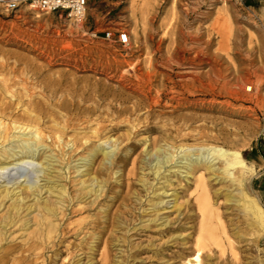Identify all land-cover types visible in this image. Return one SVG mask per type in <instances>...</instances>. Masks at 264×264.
<instances>
[{
    "label": "rangeland",
    "instance_id": "1",
    "mask_svg": "<svg viewBox=\"0 0 264 264\" xmlns=\"http://www.w3.org/2000/svg\"><path fill=\"white\" fill-rule=\"evenodd\" d=\"M86 2L85 17L79 23L70 20L64 11L37 13L20 7L13 13H0V122L8 124L14 117L24 115L32 103L45 102L58 112L59 120L64 116L69 122L64 141L70 142L64 149L68 150L65 159L69 157L71 165H76L78 159V149L71 151L72 140L78 142V134L91 132L90 128L78 131V115L92 116L91 128L102 120L106 124L108 120L122 123L119 130L105 136L126 137L132 124L153 126L133 137L134 157L170 130L176 137L175 145L205 143L234 148L252 167L243 188L264 208V0ZM122 33L127 34L126 43L118 39ZM147 72L156 74L151 95L158 103L151 112L143 98L130 89L136 82L135 74ZM200 83L214 89L196 90ZM25 88L30 89L31 97L25 94ZM61 102L62 108L58 107ZM135 102H141L142 109L132 114L115 113V108L131 107ZM91 106L95 114L83 112L84 107ZM43 116L47 119L53 115ZM184 117L190 119L185 121ZM140 166L137 161L138 174ZM67 167L62 169L66 176L62 182L70 187L78 180V171ZM131 167L129 163L113 174V179L120 175L125 181ZM198 174L190 177L188 183L179 184V179H175L167 190L177 192L178 202L184 207L178 216L167 208L164 215L172 219L167 230L177 229L181 237L190 234L186 245L182 240L164 243L167 234L160 238L154 228L139 230L132 238L134 243L144 245L152 239L163 250L151 259V252H136L138 263L185 264L180 253L191 250L201 218L195 204L200 194L196 185ZM138 176L133 181L137 187ZM235 187L227 180L207 182L216 243L211 244L206 262L264 264V234L250 229L241 206L225 196L228 191L234 193ZM75 207L70 205L68 209ZM136 207L133 208L138 212ZM3 211L1 206L0 214ZM69 215L72 221L81 217L78 211ZM109 250L112 258L116 251L111 245ZM13 255L17 256L7 255L9 262ZM94 255L99 258V251Z\"/></svg>",
    "mask_w": 264,
    "mask_h": 264
},
{
    "label": "bare ground",
    "instance_id": "2",
    "mask_svg": "<svg viewBox=\"0 0 264 264\" xmlns=\"http://www.w3.org/2000/svg\"><path fill=\"white\" fill-rule=\"evenodd\" d=\"M155 76L150 72L135 74L136 82L130 87L141 100L143 98L148 112L158 103L151 95ZM209 86L200 83V88L196 90L207 92L214 89ZM25 90V94L31 97L30 89ZM224 92L226 94L227 90ZM229 92L232 93V90ZM170 100L173 101V98ZM63 106L62 102L58 104L60 108ZM50 107L45 102L32 103L24 115L14 117L8 124L0 122V207L4 209L0 214L1 264H141L136 252H151V259L161 255L163 250L152 239L144 245L132 241L137 231L151 228L160 238L167 234L166 244L182 240V244L186 245L190 234L181 237L179 230H167L172 225L169 215H164L167 208H172L177 216L184 208L178 202V193H168L167 190L175 179H179V184L181 181L188 183V179L197 173H200L196 176L200 194L195 198V204L201 218L191 250L180 253L181 262L207 264L211 244L216 243L211 228L214 217L209 210L206 188L209 179L227 180L237 186L234 193L228 191L225 196L241 206L240 211L250 229L259 235L264 234V208L243 188L245 176L252 173V167L246 163L240 151L205 143L175 145L176 137L170 130L169 134L154 139L151 145L143 147L134 157L136 148L133 137L153 126L147 123L142 127L132 124L126 137L105 136L107 132L119 130L122 123L108 120L106 124V120H102L91 128L92 116L82 118L78 115V131L90 128L91 132L78 134V142L72 140L71 151L78 149V159L76 165H71L69 157L65 159L68 150L64 149L70 142L64 141L69 122L64 116L59 120L58 112ZM91 107H84L83 112L95 114V108ZM141 107V102H135L131 107L121 105L114 110L116 114H132ZM48 114L53 115L52 118L45 119L43 115ZM183 119L188 121L190 117ZM137 161L141 164L139 174L135 167ZM129 163L132 167L125 181L120 179V175L113 179V174ZM66 165L69 170L72 167L78 171V180L70 187L62 182L66 177L62 169ZM114 166H117L116 171L113 170ZM137 176L138 187L133 182ZM5 200L7 205L3 204ZM70 205L76 207L68 209ZM134 205L138 206V212ZM77 211L81 217L72 221L69 214ZM110 245L116 251L112 258ZM97 251L98 260L94 255ZM9 253L17 254L11 256L12 262H9L10 259L8 261ZM162 264H166V261Z\"/></svg>",
    "mask_w": 264,
    "mask_h": 264
},
{
    "label": "built area",
    "instance_id": "3",
    "mask_svg": "<svg viewBox=\"0 0 264 264\" xmlns=\"http://www.w3.org/2000/svg\"><path fill=\"white\" fill-rule=\"evenodd\" d=\"M20 7H27L37 13H53L64 11L66 16L76 22H81L86 13V0H0V13H13ZM107 37L109 34L106 35ZM121 43L127 42V34L119 35Z\"/></svg>",
    "mask_w": 264,
    "mask_h": 264
}]
</instances>
